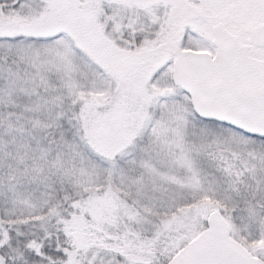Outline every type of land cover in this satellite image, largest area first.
<instances>
[{
  "label": "snow or ice",
  "instance_id": "obj_1",
  "mask_svg": "<svg viewBox=\"0 0 264 264\" xmlns=\"http://www.w3.org/2000/svg\"><path fill=\"white\" fill-rule=\"evenodd\" d=\"M0 264H264V0H0Z\"/></svg>",
  "mask_w": 264,
  "mask_h": 264
}]
</instances>
